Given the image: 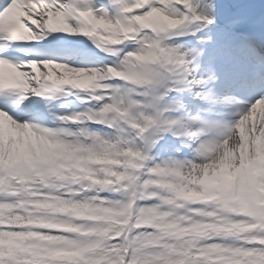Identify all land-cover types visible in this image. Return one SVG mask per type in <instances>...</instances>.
<instances>
[{
    "label": "snow or ice",
    "instance_id": "obj_1",
    "mask_svg": "<svg viewBox=\"0 0 264 264\" xmlns=\"http://www.w3.org/2000/svg\"><path fill=\"white\" fill-rule=\"evenodd\" d=\"M0 264H264V0H0Z\"/></svg>",
    "mask_w": 264,
    "mask_h": 264
}]
</instances>
